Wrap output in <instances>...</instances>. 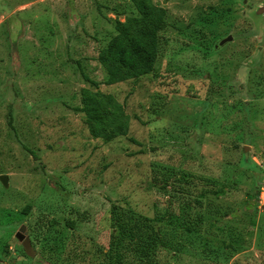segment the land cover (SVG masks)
<instances>
[{
    "label": "rangeland",
    "instance_id": "1",
    "mask_svg": "<svg viewBox=\"0 0 264 264\" xmlns=\"http://www.w3.org/2000/svg\"><path fill=\"white\" fill-rule=\"evenodd\" d=\"M151 1L152 72L105 84L130 0H0V264H264V0ZM83 75L124 135H89ZM114 213L148 222V255Z\"/></svg>",
    "mask_w": 264,
    "mask_h": 264
},
{
    "label": "trees",
    "instance_id": "2",
    "mask_svg": "<svg viewBox=\"0 0 264 264\" xmlns=\"http://www.w3.org/2000/svg\"><path fill=\"white\" fill-rule=\"evenodd\" d=\"M130 1L136 14L126 16L122 21H115V33L96 55V60L106 74L105 84L138 78L149 74L154 68L158 52V31L166 23L165 10L151 0ZM83 77L95 87V90L80 88L78 109L83 112L89 135L103 141L124 135L129 118L122 105L110 93L98 90L97 82L90 80L86 75ZM27 209L28 206L24 211ZM133 220L131 217L123 219L120 214L114 213L113 221L118 237L116 244L124 237L136 241L140 239L145 243L144 247L141 246L143 254L148 255L155 245V240L149 233H146V238H142V232L149 229V224L141 219Z\"/></svg>",
    "mask_w": 264,
    "mask_h": 264
},
{
    "label": "water",
    "instance_id": "3",
    "mask_svg": "<svg viewBox=\"0 0 264 264\" xmlns=\"http://www.w3.org/2000/svg\"><path fill=\"white\" fill-rule=\"evenodd\" d=\"M0 181L5 185L6 184V175L5 174H1L0 175ZM23 229V226H21L19 228V230L16 232L15 236L21 240V244L24 247L25 251L27 253H31V248L28 244V240L27 238L23 237V234L21 233V230Z\"/></svg>",
    "mask_w": 264,
    "mask_h": 264
}]
</instances>
